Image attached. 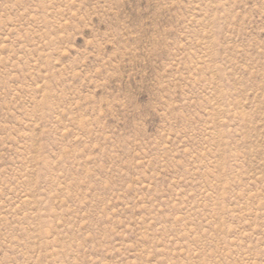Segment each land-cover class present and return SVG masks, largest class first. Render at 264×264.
<instances>
[{"label": "rangeland", "instance_id": "374dc122", "mask_svg": "<svg viewBox=\"0 0 264 264\" xmlns=\"http://www.w3.org/2000/svg\"><path fill=\"white\" fill-rule=\"evenodd\" d=\"M0 264H264V0H0Z\"/></svg>", "mask_w": 264, "mask_h": 264}]
</instances>
